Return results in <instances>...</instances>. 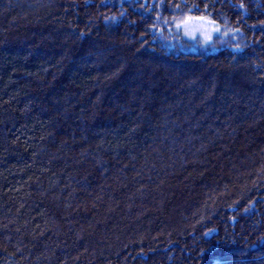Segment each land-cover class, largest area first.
<instances>
[{"label":"trees","instance_id":"16d2710c","mask_svg":"<svg viewBox=\"0 0 264 264\" xmlns=\"http://www.w3.org/2000/svg\"><path fill=\"white\" fill-rule=\"evenodd\" d=\"M0 264H264V0H0Z\"/></svg>","mask_w":264,"mask_h":264},{"label":"rangeland","instance_id":"374dc122","mask_svg":"<svg viewBox=\"0 0 264 264\" xmlns=\"http://www.w3.org/2000/svg\"><path fill=\"white\" fill-rule=\"evenodd\" d=\"M183 36L195 43H202L205 47L215 41V38L222 36L224 30L215 21L206 17H188L178 26ZM232 36L226 33L223 37L226 43ZM217 50V49H216ZM192 51H199V46L192 48Z\"/></svg>","mask_w":264,"mask_h":264}]
</instances>
